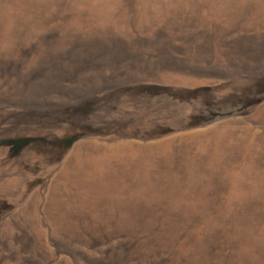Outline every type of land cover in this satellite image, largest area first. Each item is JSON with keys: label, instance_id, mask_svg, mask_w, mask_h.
Returning <instances> with one entry per match:
<instances>
[{"label": "rangeland", "instance_id": "374dc122", "mask_svg": "<svg viewBox=\"0 0 264 264\" xmlns=\"http://www.w3.org/2000/svg\"><path fill=\"white\" fill-rule=\"evenodd\" d=\"M18 175L0 264H264V0H0Z\"/></svg>", "mask_w": 264, "mask_h": 264}, {"label": "bare ground", "instance_id": "6f19581e", "mask_svg": "<svg viewBox=\"0 0 264 264\" xmlns=\"http://www.w3.org/2000/svg\"><path fill=\"white\" fill-rule=\"evenodd\" d=\"M90 147L95 153V149L97 148H103L102 145L98 144L97 142H90ZM104 149V148H103ZM112 149H115L114 147ZM110 149V150H112ZM105 150V149H104ZM98 151V150H97ZM99 152V151H98ZM86 153L89 154V152L86 149ZM85 153V154H86ZM97 153V152H96ZM108 154V153H107ZM106 154V155H107ZM76 155V161L79 163V169L82 171L83 175L86 177L84 180V183L81 184L77 181L76 175H63L64 178H66V186H72V187H80L82 188H92L95 191H98L100 188L104 187L105 183L108 184L110 189H113L110 185V182L113 181L111 175H90L91 174V169L89 168V160L90 158H87L86 161L84 162L81 159V145L77 147V151L75 153ZM99 157V156H98ZM96 154L92 155L91 159H95ZM74 159V158H73ZM98 159V158H97ZM97 160H95L96 162ZM107 162V161H106ZM67 163H71V161H67ZM73 164V163H72ZM87 165V166H86ZM119 165V164H118ZM111 167H114L113 165L110 164ZM66 169L68 168L65 166ZM17 170V169H16ZM69 170V169H68ZM93 176V177H91ZM13 178V177H12ZM118 178V177H117ZM117 178L114 176V179L117 180ZM127 180V179H126ZM22 182V176H19L14 178V179H4L3 181L0 182V188H6L9 189L10 191H13V189L18 188V186ZM114 182V181H113ZM125 182V180L123 181ZM127 182V181H126ZM129 183V182H128ZM127 186V185H126ZM56 188V187H55ZM65 190V189H64ZM35 196V195H34Z\"/></svg>", "mask_w": 264, "mask_h": 264}]
</instances>
